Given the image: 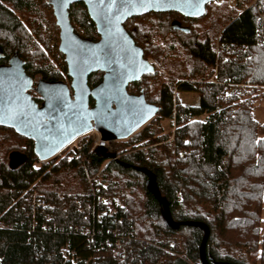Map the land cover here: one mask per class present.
<instances>
[{
	"label": "trees",
	"instance_id": "1",
	"mask_svg": "<svg viewBox=\"0 0 264 264\" xmlns=\"http://www.w3.org/2000/svg\"><path fill=\"white\" fill-rule=\"evenodd\" d=\"M252 2L237 0L233 8L214 1L199 18L171 11L132 20L130 30L156 68L132 91L143 90L159 112L118 144L119 158L129 166L117 160L104 165L107 159L92 150L89 136L78 154L71 151L72 157L56 164L41 161L31 139H13L0 127V264H203L204 231L168 227L160 202L146 187L147 175L136 166L156 175L176 221L209 226V260L264 264V120L256 112L264 115V106L257 105L264 100L258 94L264 86V43L258 41ZM71 21L85 39L97 36L84 3L72 6ZM59 41L50 0H0V67L14 59L32 76L61 81L68 67ZM227 53L230 60L223 62ZM217 60V83H211ZM229 79L253 85L243 91L246 99L224 93L222 83ZM183 91L197 92L199 104H183L178 97ZM164 118L176 120L174 132H163ZM24 146L29 159L9 168L10 151ZM88 174H99L107 183L103 191L124 201L123 215L134 225V260L117 261L99 248L108 225L120 226L117 219L93 218L96 242L79 231L87 223L80 207L96 204L86 197ZM34 193L42 197H30ZM38 198L48 205L37 206Z\"/></svg>",
	"mask_w": 264,
	"mask_h": 264
},
{
	"label": "water",
	"instance_id": "2",
	"mask_svg": "<svg viewBox=\"0 0 264 264\" xmlns=\"http://www.w3.org/2000/svg\"><path fill=\"white\" fill-rule=\"evenodd\" d=\"M60 28V50L66 55L68 73L73 78V93L68 88L57 89L47 96L42 107L28 92L31 78L9 67H0V124L14 127L35 142V153L41 161L54 158L79 136L96 130L103 140L128 139L148 124L159 112V106L147 101L144 93L131 94L128 85L154 71L150 60L124 22L133 15L150 11H176L187 17H203L207 5L216 0H51ZM84 2L90 17L96 22L101 38L91 41L80 36L70 20V6ZM104 71L103 80L94 88L89 75ZM94 104H91V100ZM106 159L120 160L115 152L96 147ZM28 155L13 151L9 167L18 169ZM124 163L125 166L129 164ZM136 169L147 175L146 187L161 204L162 217L168 227L182 225L199 227L204 231L201 245L203 264H232L209 260L207 242L210 228L201 221H176L170 203L157 183L154 173L145 167Z\"/></svg>",
	"mask_w": 264,
	"mask_h": 264
},
{
	"label": "built area",
	"instance_id": "3",
	"mask_svg": "<svg viewBox=\"0 0 264 264\" xmlns=\"http://www.w3.org/2000/svg\"><path fill=\"white\" fill-rule=\"evenodd\" d=\"M229 5L231 7L237 8V0H230ZM252 5L256 6L258 12L259 19V29H258V41L259 43H264V2L260 0H253ZM231 51L230 47H227V52ZM227 53L223 58V62L230 60V55ZM219 60V58H218ZM218 60L217 65L215 67L214 75L209 78L207 81L211 83H217V71H218ZM150 62H153L150 59ZM224 87V93L229 95L230 97H239L240 94L249 88H252L253 85L250 82H237L234 79L226 80L222 83ZM92 133V134H91ZM90 134L94 139V144L92 150H95L96 147L101 146L105 147L109 152H116L117 157H120V152L116 148V141L111 142L107 140H103L101 134L96 130H93ZM173 139V137L171 138ZM97 140H100L99 142ZM75 140L71 142L67 147L71 144H74ZM66 147V148H67ZM64 148L63 150H65ZM73 154H78L81 150V144H74L70 149ZM185 153H181V156H184ZM108 162L111 160H107ZM107 164V163H106ZM88 183L90 185V192L87 193L86 197H93L95 200V205H89L88 210L84 207H80V212L85 214V218L87 223L85 225L80 226L78 229L82 234L89 237L92 242H96L97 235L95 231L92 229L90 224L94 217H96L99 223H102L105 220L110 222L111 219H117L118 224L120 226L109 224L107 227V236L104 237L99 248H103L109 251L112 256L120 262H126L129 260L135 259L134 246L131 244L134 238V225L129 222V218H126L123 215V210L125 209V203L122 199L109 196L103 189L107 187V183L102 181L99 177V174L96 176L87 175ZM30 197H42L37 193L31 194ZM61 199H63L64 195L60 193L58 195ZM36 205L39 207H46L48 204L44 199H36ZM122 214V215H120ZM112 223V222H111ZM99 235H103L102 228L98 231Z\"/></svg>",
	"mask_w": 264,
	"mask_h": 264
},
{
	"label": "flooded vegetation",
	"instance_id": "4",
	"mask_svg": "<svg viewBox=\"0 0 264 264\" xmlns=\"http://www.w3.org/2000/svg\"><path fill=\"white\" fill-rule=\"evenodd\" d=\"M55 1V0H54ZM51 4H52V7H53V11H54V6H53V3L52 1L50 0ZM82 1L80 2H74L71 6H70V9H69V12H70V20H71V8L73 5H75L76 3H81ZM84 3V2H82ZM85 4V3H84ZM86 6V4H85ZM87 8V6H86ZM88 11V9H87ZM164 13L165 12H171V11H163ZM163 12H158V11H150V12H147V13H144V14H139V15H133L131 17H129L125 22H124V27L125 29L132 35V37L134 38L135 40V37L136 35H134L133 32H131L130 28L131 26H129L130 24H133L134 22H132L133 19L135 18H140L144 15H149V14H154V13H163ZM176 12V11H175ZM89 14V12H88ZM55 15V13H54ZM182 15V14H181ZM184 16V15H183ZM56 17V16H55ZM90 17V15H89ZM187 17V16H185ZM189 18H195V17H189ZM90 22L93 23L94 27H95V31L97 33V36L95 37V39H88V40H91V41H97L101 38V35L99 34L98 32V29H97V25H96V22L90 17ZM56 23H57V19H56ZM72 23V21H71ZM73 24V23H72ZM174 25H177L178 26V23H174ZM74 26V25H73ZM75 28V27H74ZM76 31V29H75ZM77 32V31H76ZM78 33V32H77ZM79 34V33H78ZM80 35V34H79ZM81 36V35H80ZM59 37H60V28H59ZM84 38V37H83ZM60 42H61V38H60V41H59V46H60ZM135 42L137 43V41L135 40ZM138 44V43H137ZM139 46H141L140 44H138ZM142 47V46H141ZM143 48V47H142ZM60 50V48H59ZM144 51V49H143ZM61 54H63L64 56V59L66 61V55L60 50ZM145 57V56H144ZM150 60V59H148ZM67 63V62H66ZM154 66V63L151 62ZM67 67H68V64H67ZM9 68L10 69H14L16 71H18L20 74L26 76V77H30L31 78V86L28 90V92L30 93V95L33 97V99L37 102L38 106L42 107L44 105V103H46L47 101V96H49V93L51 94L53 91L57 90V89H62V88H68L70 90H72L71 92L73 93V88H72V81H73V78L69 75L68 73V69H67V74L65 75L64 79L61 80V81H58V82H45L42 80L41 76L40 75H30L28 74L21 66L20 64H18V62L14 59L11 60L10 62V65H9ZM156 71V68L154 66V71L151 72V73H154ZM147 74H144L140 80H137V81H134V82H131L129 85H128V91L131 93V94H141L142 92H144L143 90H140V91H137V92H134L132 91V88L134 86V84L142 81L147 75ZM40 76V77H38ZM103 77H104V71H101V70H98V71H94L92 72L90 75H89V85L91 86V88H94L95 86H97L102 80H103ZM145 95V94H144ZM146 97V95H145ZM147 99V98H146ZM148 101V100H147ZM149 102V101H148ZM151 103V102H150ZM91 104H94V100L92 99L91 100ZM154 104V103H153ZM0 127L2 128L1 132L3 133H6L8 132L11 137L13 139H15V137L17 135H20L21 137H27L28 139H31L33 142L34 140L26 135H23L21 134L19 131H17L14 127H9V126H5V125H2L0 124ZM25 146L22 148V149H14L12 151H10L9 155H8V158H7V165L9 166V157H10V154L11 152L13 151H21L23 153H26L25 151ZM34 150H35V142H34ZM27 154V153H26ZM28 155V154H27ZM29 159V157H28ZM10 168V167H9Z\"/></svg>",
	"mask_w": 264,
	"mask_h": 264
},
{
	"label": "rangeland",
	"instance_id": "5",
	"mask_svg": "<svg viewBox=\"0 0 264 264\" xmlns=\"http://www.w3.org/2000/svg\"><path fill=\"white\" fill-rule=\"evenodd\" d=\"M229 1L230 0H216L217 3H222V2H228V5H229ZM230 6V5H229ZM234 8V7H233ZM238 8V6H237ZM153 63L155 62V60L153 58H150ZM160 71H162L160 68H158ZM166 75H168L166 73ZM40 77V76H38ZM259 88V92L258 94H263L264 93V86H258ZM253 88V87H252ZM251 89V88H249ZM249 89H246V90H249ZM72 91V90H71ZM245 91V90H244ZM243 93V92H242ZM240 94L239 96V101H242L244 99H246L247 97L244 95V94ZM178 97L181 99L182 103L185 104V105H198L199 102H200V96L197 92H192V91H183V92H179L178 93ZM237 101V102H239ZM257 105L260 107V106H264V100L262 99H259L258 102H257ZM256 112H257V116L261 119V120H264V115L263 113L259 110V109H256ZM156 117V116H155ZM151 121L148 122V124L150 123ZM161 126L163 128V132L164 133H169V132H174L175 129L177 128V124H176V120L174 118H164L162 119L161 121ZM92 131L82 135V136H79L78 138L75 139L76 142H74V144H82V139L83 137L85 136H89L91 137ZM91 133V134H90ZM92 138V137H91ZM98 142L100 140H97ZM122 141H126V139H123V140H117L116 141V148L118 149L119 147V143H121ZM74 144H71L69 147H67L65 150H62L61 152H59L54 158H51V159H56L55 163H58L59 161H61L64 157L66 156H69L68 158L72 157V154H71V151L69 150ZM107 152H109L108 150H106ZM111 152V151H110ZM116 153V152H115ZM74 155V154H73ZM51 159H48V160H45V162H49L51 161ZM107 160H112V159H107ZM106 163H108V161L105 162L104 165H106ZM41 165V162L37 163L36 166H40ZM102 179V178H101ZM107 185V184H106ZM115 197H121L120 195H113ZM64 252L66 253L67 250L65 249Z\"/></svg>",
	"mask_w": 264,
	"mask_h": 264
},
{
	"label": "snow or ice",
	"instance_id": "6",
	"mask_svg": "<svg viewBox=\"0 0 264 264\" xmlns=\"http://www.w3.org/2000/svg\"><path fill=\"white\" fill-rule=\"evenodd\" d=\"M101 2H103V0H101ZM113 2H114V0H113Z\"/></svg>",
	"mask_w": 264,
	"mask_h": 264
}]
</instances>
